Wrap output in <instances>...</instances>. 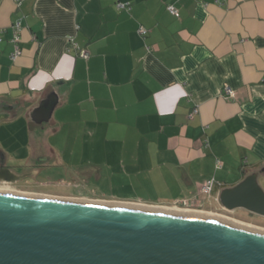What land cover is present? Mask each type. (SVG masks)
Wrapping results in <instances>:
<instances>
[{"label": "crops", "instance_id": "obj_1", "mask_svg": "<svg viewBox=\"0 0 264 264\" xmlns=\"http://www.w3.org/2000/svg\"><path fill=\"white\" fill-rule=\"evenodd\" d=\"M0 28V104L11 112L25 100L30 118L54 92L52 131L111 138L132 164L151 145L193 201L208 179L219 207L222 188L264 175V0H0ZM74 122L83 128H62Z\"/></svg>", "mask_w": 264, "mask_h": 264}, {"label": "water", "instance_id": "obj_2", "mask_svg": "<svg viewBox=\"0 0 264 264\" xmlns=\"http://www.w3.org/2000/svg\"><path fill=\"white\" fill-rule=\"evenodd\" d=\"M49 93L29 116L47 121ZM0 169V179L19 180ZM258 172L218 192L264 217ZM0 264H264V232L200 215L0 191Z\"/></svg>", "mask_w": 264, "mask_h": 264}, {"label": "rangeland", "instance_id": "obj_3", "mask_svg": "<svg viewBox=\"0 0 264 264\" xmlns=\"http://www.w3.org/2000/svg\"><path fill=\"white\" fill-rule=\"evenodd\" d=\"M3 100L10 101L9 98ZM7 105L9 103L0 104V156L14 174H28L14 182L1 180L2 192L104 204L194 209L224 222L236 221L264 232L263 216L241 208L227 211L218 207L210 196L215 187L211 194L204 196L194 190L193 197L198 198L194 201L189 200V195L181 194L169 172L171 156L154 152L151 145L148 152L139 154V162L132 164L134 154L126 150L120 153L118 143L111 138L105 141L102 136L55 133L51 130L54 113L47 121L36 123L24 114L30 107L25 100L14 105V113ZM78 124L64 123L62 128L82 129ZM128 137L126 140L134 139ZM257 180L264 190V175L258 172ZM182 200L186 202L179 204Z\"/></svg>", "mask_w": 264, "mask_h": 264}, {"label": "built area", "instance_id": "obj_4", "mask_svg": "<svg viewBox=\"0 0 264 264\" xmlns=\"http://www.w3.org/2000/svg\"><path fill=\"white\" fill-rule=\"evenodd\" d=\"M116 6H117V8L121 9V8H126L127 7V4L121 3V2H117L116 3ZM166 8H167V10L171 14H173L175 16L178 15V10H177V8L174 5L169 4V5L166 6ZM11 30H12V35H11V39L10 40H11L12 45H13V50H12V53H11L10 57L13 60V59H15L17 56H19L21 54V48L19 46L20 30H21L20 22L19 21L15 22L12 25ZM139 31H141L142 33H144V30L142 28ZM2 32H3V30L0 28V40H1V34H2ZM70 41H72V40H70ZM71 45H73L75 48L77 47V44L74 43V42H71ZM80 53H81V55L83 57H87L88 56L87 52L84 51V50H81ZM233 92H234L233 89L230 88L228 85H225L223 87V93L224 94H227V95L231 96V95H233ZM195 113H197V109L196 108H193L191 110L190 114H189V117L191 118ZM215 166H216V168H219L221 166L220 161L217 160V159L215 160ZM214 186H215L214 180L213 179H208L203 184L200 185L199 192L203 196L204 195H209V194H211ZM185 202H186V200H182V202H180V203L177 202V203L184 204Z\"/></svg>", "mask_w": 264, "mask_h": 264}, {"label": "bare ground", "instance_id": "obj_5", "mask_svg": "<svg viewBox=\"0 0 264 264\" xmlns=\"http://www.w3.org/2000/svg\"><path fill=\"white\" fill-rule=\"evenodd\" d=\"M8 193H11V192H8ZM22 195H24V194H22ZM95 203H97V202H95ZM106 204H109V203H106ZM112 205H121V206H129V207H137V208H145V209H153V210H161V211H169V212H177V213H185V214H193V215H200V216H204V217H208V218H213V219H216V220L219 219V217H214V215H212V214L198 212V211H196L194 209H181V208H179V209H176V208L170 209V208H166V207H153V206L152 207H144V206L135 205V204H128V203H113ZM219 220L221 221L222 219H219ZM226 222L232 223V224H236V225H240V226L248 227V225L247 226L246 225H242V224L237 223L236 221L235 222L234 221L233 222L226 221ZM248 228H250V227H248Z\"/></svg>", "mask_w": 264, "mask_h": 264}, {"label": "flooded vegetation", "instance_id": "obj_6", "mask_svg": "<svg viewBox=\"0 0 264 264\" xmlns=\"http://www.w3.org/2000/svg\"><path fill=\"white\" fill-rule=\"evenodd\" d=\"M0 169L2 170V169H8V171L10 172V174L12 175V176H15V177H18V176H20V175H17V174H14L13 172H11L10 170H9V168L5 165V163H4V161H3V158L0 156ZM23 174H28V172H25V173H23ZM22 175V174H21ZM0 181H1V179H0ZM14 181H17V179L16 180H14ZM14 181H11V182H14Z\"/></svg>", "mask_w": 264, "mask_h": 264}]
</instances>
